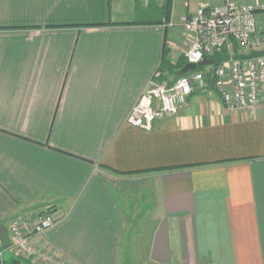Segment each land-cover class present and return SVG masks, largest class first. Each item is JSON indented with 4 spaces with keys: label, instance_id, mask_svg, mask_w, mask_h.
Returning a JSON list of instances; mask_svg holds the SVG:
<instances>
[{
    "label": "crops",
    "instance_id": "crops-1",
    "mask_svg": "<svg viewBox=\"0 0 264 264\" xmlns=\"http://www.w3.org/2000/svg\"><path fill=\"white\" fill-rule=\"evenodd\" d=\"M162 1L0 0V264H44L7 233L37 211L55 223L31 243L72 264H264V87L251 109L195 88L150 130L126 122L190 39L151 23Z\"/></svg>",
    "mask_w": 264,
    "mask_h": 264
},
{
    "label": "built area",
    "instance_id": "built-area-1",
    "mask_svg": "<svg viewBox=\"0 0 264 264\" xmlns=\"http://www.w3.org/2000/svg\"><path fill=\"white\" fill-rule=\"evenodd\" d=\"M161 24L169 29L178 27L189 36L182 52L186 63L213 59L216 53L227 50L225 59L210 65L215 67L214 89L230 110L251 109L256 105L264 87V56L241 59L235 55L264 48V0H223L219 3L200 0L192 13L182 14L177 20H164ZM208 80L202 70L194 69L167 80L160 69H155L126 122L150 130L156 119L180 111L195 88H208ZM54 223L51 214L41 211L28 215L27 220L14 218L7 228L9 246L24 257L44 264H72L30 241L33 235L51 228ZM3 247L0 232V256Z\"/></svg>",
    "mask_w": 264,
    "mask_h": 264
},
{
    "label": "trees",
    "instance_id": "trees-1",
    "mask_svg": "<svg viewBox=\"0 0 264 264\" xmlns=\"http://www.w3.org/2000/svg\"><path fill=\"white\" fill-rule=\"evenodd\" d=\"M171 6H172V0H163L160 6V9H159L158 18L152 21L151 23L161 24L163 20H167L170 16ZM227 56H228V52L227 50L224 49L221 52L216 53L213 56V59L215 63L217 64L221 62L223 59H225ZM185 63H186V60L182 55L177 59V61L175 62L171 61L170 58L168 57L167 49H165V47L163 48L162 56H161V63L159 67L162 71H165V70L170 71V70H173L172 68L183 67ZM204 66L205 65H200L195 70H201ZM180 74H184V73H180Z\"/></svg>",
    "mask_w": 264,
    "mask_h": 264
},
{
    "label": "water",
    "instance_id": "water-1",
    "mask_svg": "<svg viewBox=\"0 0 264 264\" xmlns=\"http://www.w3.org/2000/svg\"><path fill=\"white\" fill-rule=\"evenodd\" d=\"M255 56H264V48L262 49H252L247 53H237L235 55L236 58H241V59H247V58H252ZM214 63L213 59L210 58H203L200 62L198 63H185L184 66L180 69V73H185L190 70L196 69L200 65H212ZM214 71L215 67L212 66V70L210 73V89H214ZM2 229H0V232Z\"/></svg>",
    "mask_w": 264,
    "mask_h": 264
}]
</instances>
